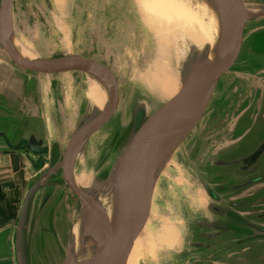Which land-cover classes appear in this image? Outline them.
<instances>
[{"label":"rangeland","instance_id":"obj_1","mask_svg":"<svg viewBox=\"0 0 264 264\" xmlns=\"http://www.w3.org/2000/svg\"><path fill=\"white\" fill-rule=\"evenodd\" d=\"M243 1L247 9H257L264 4V0ZM143 4L142 0L14 2L16 45L33 58L48 60L77 55L108 67L116 78V109L108 122L88 140L75 164V178L84 187L108 178L131 135L134 112L144 107L150 116L173 98L180 81L183 83L193 53H200L217 34H207L212 25L209 17L204 19L207 26L204 23L195 26L199 11L189 0L170 1L167 9L172 13L167 20L161 19L156 12L152 14ZM212 14L211 11L209 15ZM213 18L216 19L215 15ZM263 29L264 18L246 25L239 58L218 82L196 128L162 171L155 187L150 218L134 244V264H211L216 257L221 259L215 264L229 263L231 252L219 246L231 241L230 237L213 235L217 233L214 229L220 227L216 224L220 223V217L209 211L213 203L203 188L212 183L210 151L213 149L208 140L201 154L194 156L193 144L214 112L231 114L237 109L240 102H234V98L241 88L251 94L262 84L257 71L249 69L259 60L246 57L245 42ZM160 76L165 78V83H173L172 94L161 92V87L155 83ZM149 81L156 84L151 92L144 90ZM104 95L100 85H94L90 77L82 73L44 76L24 72L11 63L0 47V132L7 133L15 141L34 134L52 152L62 153L80 120L84 116L90 119ZM224 97L232 101L230 106L227 102L220 104L219 100ZM23 158L27 191L37 174L25 156ZM52 183L54 186L41 191L31 207L27 241L30 264H62L68 229L78 219V200L62 184L61 175H55ZM47 190L53 197L47 209L39 213L41 195ZM51 208L57 211L54 216L61 228L54 225L51 229L55 233L49 228L46 258L35 249L38 229L33 232L31 225L34 219L38 220V225L45 222L47 210L50 212ZM57 243L61 245L60 250L56 248ZM194 244H208L214 248L195 249Z\"/></svg>","mask_w":264,"mask_h":264},{"label":"water","instance_id":"obj_2","mask_svg":"<svg viewBox=\"0 0 264 264\" xmlns=\"http://www.w3.org/2000/svg\"><path fill=\"white\" fill-rule=\"evenodd\" d=\"M200 1L217 20L215 47L213 51H205L201 55L199 63L202 69L197 71L195 78L192 77L187 92L180 94L182 99H174L167 107L150 116L144 107L134 112L131 135L110 172L106 186L101 184L102 188L94 184L93 187L97 194L110 192L111 208L108 213L97 198L78 189L74 167L88 140L108 122L116 109L118 86L115 76L108 67L77 55L39 61L25 59L18 52L14 38L15 0H0V47L14 66L27 73L44 76L72 72L85 74L100 84L107 98L104 112L97 115L94 122L87 123L86 116L81 119L62 153L58 150L52 152L48 146L43 147L44 142L37 135L15 141L7 133L0 132V151L22 154L37 174L21 204L13 246H10L13 249L9 250L15 264H30L27 241L31 207L41 191L54 186L52 180L57 174L61 175L62 184L79 203V235L74 241L72 228L76 219L68 229L62 264H127L132 246L150 218L155 187L162 171L196 128L218 82L239 58L244 47L246 25L264 18V6L247 9L243 0ZM245 46L249 59L254 60L264 53V30L251 35ZM197 69L195 66L190 68L189 74ZM203 188L208 197V188ZM50 193L49 190L47 197ZM260 238L264 239V235ZM193 248L209 249V245L194 244Z\"/></svg>","mask_w":264,"mask_h":264},{"label":"flooded vegetation","instance_id":"obj_3","mask_svg":"<svg viewBox=\"0 0 264 264\" xmlns=\"http://www.w3.org/2000/svg\"><path fill=\"white\" fill-rule=\"evenodd\" d=\"M258 60L257 64L249 67L260 75L262 84L258 90L248 94L247 89L241 88L234 98V102H240L237 109L231 114L214 112L199 130L193 144L194 156L201 154L208 140L210 149H213L210 151L212 183L205 187L213 203L209 211L220 217V223H216L220 227L214 229L215 224L212 225V229L217 231L213 235L221 234V237H230L231 240L219 246L231 252L228 264H264V239L260 238L264 235V231L261 232L264 230V53ZM219 102L221 105L227 102L229 106L232 103L225 97ZM42 146L47 147L44 143ZM47 195L48 190L41 195L37 212L47 209L53 194ZM54 212L57 211L53 208L50 212L47 210L45 222L38 225V220L34 219L31 225L33 232L38 229L35 249L46 258L49 252L48 230L54 225L61 228ZM51 231L55 233L53 229ZM60 246L57 243L56 248ZM213 248L209 245V249ZM219 259L214 258L211 264L220 263Z\"/></svg>","mask_w":264,"mask_h":264},{"label":"bare ground","instance_id":"obj_4","mask_svg":"<svg viewBox=\"0 0 264 264\" xmlns=\"http://www.w3.org/2000/svg\"><path fill=\"white\" fill-rule=\"evenodd\" d=\"M146 6L147 9H150V12L152 13L153 12H156L157 14L156 15H160L161 16V19H165L167 20L170 16H171V10L170 9H167V6L169 5L170 1H175V0H142ZM157 1V2H156ZM191 1V4L192 6L194 7V9H198V14H199V17H197V22L195 21V26H200L201 24L203 25L204 23V19L207 17H209L210 21L212 22V25H211V28L209 29V33H207L208 35L210 34H216V37H215V40L213 42H209L207 43L203 49L201 50L200 53H197V52H194L193 55H192V58L186 68V72H185V75H184V80H183V83L180 81L179 83V86L177 87L178 89V92L177 90H174L177 92L175 94V96H173V98L169 99L168 102L162 107L160 108L159 110L167 107L169 105V103L171 101H173L174 99H179V98H183V96L181 97V95L185 94L188 90V88H190V86L188 87L189 84H191L192 82V79L196 77V73L198 70L202 69V65L199 63L200 62V57L201 55L205 52V51H208V52H211L213 51L214 47H215V44H216V41H217V35H218V24L216 22V19L214 20V15L212 14L211 16L209 15V13H211L210 9L207 10V6L200 0H189ZM172 3V2H171ZM143 4V5H144ZM203 7V8H200ZM153 14V13H152ZM216 18V17H215ZM203 19V20H202ZM208 20V19H207ZM205 24V23H204ZM207 26V23L205 24ZM210 25V24H209ZM208 25V26H209ZM204 28V27H203ZM202 28V29H203ZM208 28V27H206ZM197 29V27H196ZM195 29V30H196ZM206 30V29H205ZM204 30V31H205ZM197 31V30H196ZM208 31V30H207ZM198 32V31H197ZM204 33V32H203ZM199 34L201 35V33L199 32ZM16 48L18 50V52L20 53V55L22 57H24L25 59L29 60V61H39V60H36L35 58H33L24 48L16 45ZM194 59V61H193ZM193 61V62H192ZM198 67L197 70L193 71L192 74H189V70L190 68H193V67ZM193 77V78H192ZM158 80L155 81V83L157 85H159V87H161V92L163 93H170L172 94L173 92V83L167 81L166 83L164 82L165 81V78L161 77L160 78H157ZM168 79V78H167ZM90 81L91 83H93L94 85H97L99 84L98 82L96 83L95 80H93L92 78H90ZM147 85H146V88L144 89L145 91H150L153 90V88H155V83L152 82V81H149V82H146ZM182 84V86H181ZM100 85V84H99ZM177 85V84H176ZM101 87V86H100ZM102 88V87H101ZM216 88V87H215ZM103 89V88H102ZM180 89V90H179ZM192 89V88H191ZM190 89V90H191ZM215 90V89H214ZM104 91V89H103ZM182 91V92H181ZM105 93V91H104ZM181 94V95H180ZM106 104H107V98H106V93L104 95V97L102 98L101 100V103L98 105V108L96 110V112L90 117V119L87 118V123H90V122H94V120L96 119V116L97 115H100L104 112L105 110V107H106ZM97 107V106H96ZM158 110V111H159ZM81 121V120H80ZM80 124V123H79ZM78 124V125H79ZM78 127V126H77ZM106 159V157L104 158ZM75 168V167H74ZM109 177V176H108ZM74 180H75V183H76V186L78 187V189L81 191V192H85L86 194H88L89 196H92L94 198H97V200L101 203V205L107 209L108 213L110 212V208H111V204H110V192H105V193H102V194H97L96 191L93 189L94 187V184H98L99 186H101L103 188V186H106L107 184V180L108 178L105 180V181H102V182H99V181H94L90 184L89 187H84L80 184H78V181L76 180L75 178V173H74ZM103 186H102V185ZM97 194V197H95V195ZM79 231H80V225L78 223V219H77V222L76 224L73 226L72 228V238L74 241L77 240L78 238V235H79ZM136 242H134L135 244ZM134 244L132 246V249H131V253H130V256L128 258V261H127V264H134V258L133 256H136V253H135V250H134ZM193 246V245H192Z\"/></svg>","mask_w":264,"mask_h":264},{"label":"crops","instance_id":"obj_5","mask_svg":"<svg viewBox=\"0 0 264 264\" xmlns=\"http://www.w3.org/2000/svg\"><path fill=\"white\" fill-rule=\"evenodd\" d=\"M10 158H12L10 160ZM26 164L18 153L0 152V264H15L9 255L26 194Z\"/></svg>","mask_w":264,"mask_h":264}]
</instances>
